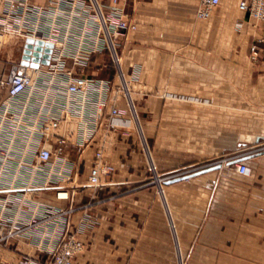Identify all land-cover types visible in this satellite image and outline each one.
<instances>
[{"label":"crops","instance_id":"obj_1","mask_svg":"<svg viewBox=\"0 0 264 264\" xmlns=\"http://www.w3.org/2000/svg\"><path fill=\"white\" fill-rule=\"evenodd\" d=\"M101 1L108 10L111 0ZM241 1L220 0L208 18H201L200 0H122L128 19L137 25L120 37L119 52L126 76L143 90L136 98L140 126L120 100L126 124L105 150L115 171L95 190L88 177L98 138L79 151L70 133L76 124L66 121V141L52 145L65 146L75 165L70 199L56 197V184L9 188L0 196L10 200V214L24 213L20 219L28 222L37 204L39 209L47 204L75 208L68 231L83 239L84 250L74 264H264V20L241 9ZM30 3L45 7L49 0ZM88 11L78 0H67L64 10L55 11L60 38L66 34L73 40L59 47H93L89 34L95 22ZM14 38L21 47L23 39ZM255 44L257 59L251 49ZM116 71L105 49L91 54L83 73L115 83ZM58 86L49 87L46 105L60 92L55 107L62 110L67 98ZM5 96L1 91L0 103ZM35 98L43 100V95ZM34 107L22 97L15 118L23 108L35 115ZM12 135L8 129L4 143ZM27 138L28 129L19 128L15 147L25 146ZM151 161L161 174L174 177L220 167L160 187L152 182ZM240 162L251 166L249 175L236 172ZM4 171V182L17 176L13 167ZM43 230L1 243L0 264L45 261L44 246L55 242L50 237L41 242Z\"/></svg>","mask_w":264,"mask_h":264},{"label":"built area","instance_id":"obj_2","mask_svg":"<svg viewBox=\"0 0 264 264\" xmlns=\"http://www.w3.org/2000/svg\"><path fill=\"white\" fill-rule=\"evenodd\" d=\"M121 1L111 0L106 10L101 0H78V4L84 5L89 9L88 14L93 15L90 22L92 20L95 25L91 26L93 32L89 35L94 38V45L89 48L84 44L74 48L59 47L63 41L69 44L73 41L66 34L60 38L59 28L56 26L59 20L55 11L64 10L67 0H49V5L45 7H35L30 0H0V61L1 52L8 43L7 36H19L23 39L19 57L11 61L4 59V67L0 71V92L4 91L6 95L0 103V192L9 188L37 189L56 184V197L60 200L70 199L69 181L73 178L75 165L65 155V146L52 145L53 140L66 141L62 131L65 122L69 120L76 124L70 133H75L76 140L72 143L79 151L98 138L99 144L90 169L88 185L97 190L105 182V178L115 171L105 150L118 128L126 124L121 119L127 110L121 109L120 100L126 101L135 124L140 126L133 92L135 82L126 76L119 52L120 37L136 30L137 25L128 19ZM219 3L220 0H200L198 16L208 18ZM240 8L257 20H264V0H242ZM88 40L89 37L86 41ZM37 41H42V44ZM48 43L53 46L49 63H44ZM105 49L110 52L117 68L115 83L95 80L83 73L91 54ZM251 49L253 58L257 59L259 47L255 44ZM36 53L39 54L38 60H35ZM8 61L11 66L5 72ZM55 85L63 86L67 98L62 110L55 107L60 92L50 94L51 103L46 105L51 92L49 87ZM41 95L43 100L35 98ZM24 96L34 102V108L38 112L34 115L23 108L21 115L25 114L24 117L20 115L15 118L16 102ZM92 108L93 111L88 110ZM25 119L33 120L25 122ZM22 127L28 129L27 142L22 148L15 147V134ZM6 129L13 130L7 144L4 143ZM11 167L15 168L17 176L10 182H4V170ZM148 170L153 178L152 182L160 187L167 180L178 176L161 174L153 161ZM235 170L239 174L249 175L251 166L247 162H240L236 164ZM42 175L44 177L40 178ZM10 203L7 197L0 196V244L42 227L44 230L40 241L50 237L55 243L44 246L49 256L45 261L35 264H74L75 257L84 250L83 239L77 233L68 231L69 213L75 208L64 209L47 204L39 209L37 204L29 214V221L25 222L20 219L24 213L10 214ZM91 220L89 218L85 221L90 223Z\"/></svg>","mask_w":264,"mask_h":264},{"label":"rangeland","instance_id":"obj_3","mask_svg":"<svg viewBox=\"0 0 264 264\" xmlns=\"http://www.w3.org/2000/svg\"><path fill=\"white\" fill-rule=\"evenodd\" d=\"M7 40V44H6V48L4 50H2L1 52V61H0V71L2 69V67L4 66V59L8 58L10 60H16L19 57L20 54V46H18L19 44H16V41L18 40L17 38H14L13 36H7L6 37ZM134 98H135V104L137 105V100L136 98L139 96V94L142 92L143 90H141V87H138L136 84L134 86ZM139 114V113H138ZM159 171V170H158ZM157 184V183H156ZM164 184V183H163ZM159 185V184H158ZM80 232V231H79ZM78 232V233H79ZM82 232V231H81Z\"/></svg>","mask_w":264,"mask_h":264},{"label":"water","instance_id":"obj_4","mask_svg":"<svg viewBox=\"0 0 264 264\" xmlns=\"http://www.w3.org/2000/svg\"><path fill=\"white\" fill-rule=\"evenodd\" d=\"M30 42L32 41L29 40ZM39 44H42V41H37ZM48 48H47V54L44 56L45 58L43 59V62L44 63H49V58H50V52L52 51V46L53 44L52 43H48L47 44ZM29 47H30V44H29ZM38 56L39 54L36 53V57H35V60H38ZM220 165H216V166H208V167H205V168H202L196 172H193V173H190V174H186V175H183V176H179V177H174V178H171L168 180V182H176V181H179V180H182L183 178H187V177H190V176H193L195 174H201V173H204V172H207L211 169H215V168H219Z\"/></svg>","mask_w":264,"mask_h":264}]
</instances>
